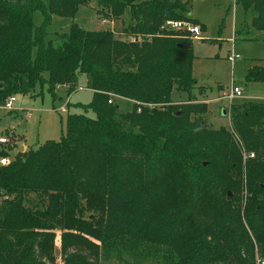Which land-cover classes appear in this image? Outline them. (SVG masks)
<instances>
[{
  "label": "trees",
  "instance_id": "16d2710c",
  "mask_svg": "<svg viewBox=\"0 0 264 264\" xmlns=\"http://www.w3.org/2000/svg\"><path fill=\"white\" fill-rule=\"evenodd\" d=\"M90 2L112 19L128 10L126 39L71 23L54 45L51 17L72 18ZM190 2L0 0V103L37 82L51 92L65 85L69 94L79 75L91 91L74 104L83 113L66 115L58 140L0 164V264H55L58 252L61 264H99L109 252L118 264L264 262V100L235 99L225 109L241 147L224 128L202 125L203 106L172 101L196 85L193 55L190 40L161 26L190 20L201 29ZM233 3L252 9L251 27L264 31V0ZM244 80L264 82V61ZM116 98L130 101V111L118 112Z\"/></svg>",
  "mask_w": 264,
  "mask_h": 264
},
{
  "label": "rangeland",
  "instance_id": "374dc122",
  "mask_svg": "<svg viewBox=\"0 0 264 264\" xmlns=\"http://www.w3.org/2000/svg\"><path fill=\"white\" fill-rule=\"evenodd\" d=\"M253 14L252 9L242 11L234 5L233 0H191L188 15L195 18L201 25L197 38H194L186 29L188 25L193 24L190 20H170L181 24H168L166 21L164 24L166 26H161L164 31L190 40L193 55L191 72L196 85L187 92H175L172 95L173 104L179 107L182 106L180 103L188 102L203 106L205 111L197 115L202 125L208 129L224 128L236 139L238 147H241L242 142L231 130L228 115L229 102L217 98L222 91H228L235 86L241 91L239 100L235 101L264 100V82L244 80L249 67L262 64L264 61V31H257L251 27ZM32 21L34 25L41 22L39 11L32 13ZM128 21V10H125L121 19H112L98 12L95 4L90 2L80 5L72 18L52 16L48 27V38L54 45L59 44V36L68 30L71 23H74L91 31L111 29L116 36L126 39L121 35V31ZM147 38L150 39L149 36ZM229 56L235 57L233 61L228 59ZM44 76H46L45 73ZM13 95L15 101L12 109H6L4 103H0V137L7 138L6 143L0 144V150H7L8 147L13 146L7 150L9 161L13 160L15 152H20L16 151L20 143H23L26 149H34L45 140H58L65 130L66 115L83 113L84 111L80 107H74V104L88 102L91 98V91L86 87L85 75H79L74 90L69 94L65 85H56L51 92L45 83L41 85L37 82L29 93H14ZM22 100H27V103L21 105ZM116 100L119 105L118 112L130 111V101L126 102L124 99L118 100L117 98ZM61 107L64 110H61ZM225 109L228 112L227 115L222 113ZM86 115L93 117L91 111H87ZM181 143L186 145L187 151L196 152V145L190 143V139H183ZM241 151L244 161L247 153L243 152L242 148ZM250 154H248L249 157ZM177 182H180V179ZM244 182L243 175L242 205L246 198ZM176 190L180 192L177 188ZM56 234L58 235L59 232L57 231ZM55 244L58 247V236ZM55 256V264H61L59 252ZM122 256L128 260L134 258L126 253ZM259 260H261L260 256H256L255 264H258ZM139 262L149 264L148 261L142 259ZM118 263L119 258L114 252H109L105 259L101 256L99 260V264Z\"/></svg>",
  "mask_w": 264,
  "mask_h": 264
},
{
  "label": "built area",
  "instance_id": "2783aa9c",
  "mask_svg": "<svg viewBox=\"0 0 264 264\" xmlns=\"http://www.w3.org/2000/svg\"><path fill=\"white\" fill-rule=\"evenodd\" d=\"M170 23H173L174 25L178 24L180 25L181 23L179 22H171V21H168V24ZM187 31L189 33H191L193 35L194 38H197L198 35H199V26L197 24H192V25H188L186 27ZM143 39V37L140 35L138 36H132L130 38V40L132 42H138V41H141ZM235 57L234 56H229L228 59L230 61H233ZM80 88V87H79ZM241 96V91L238 87H235V86H232L231 89H229L228 91H222L221 94L218 96L217 99H225L227 100L229 103H231L233 100L235 99H239ZM121 99V98H119ZM15 101V97L14 95H10L4 102V107L6 109H12V105H13V102ZM108 102H111V100H108ZM147 108H152L154 106V104H144ZM61 110H64L63 107L60 108ZM140 111V108H137V112ZM7 142V139L5 137H0V143H6ZM250 156H252V154H250ZM9 162V158L8 157H0V164L1 165H5ZM258 264H264V262L262 260H259L258 261Z\"/></svg>",
  "mask_w": 264,
  "mask_h": 264
},
{
  "label": "water",
  "instance_id": "95a60500",
  "mask_svg": "<svg viewBox=\"0 0 264 264\" xmlns=\"http://www.w3.org/2000/svg\"><path fill=\"white\" fill-rule=\"evenodd\" d=\"M179 45H180V44H179ZM20 104H21V105L26 104V100H22ZM222 113L225 114V113H226L225 110H223ZM21 150H22V146H19L18 149H17V151H21Z\"/></svg>",
  "mask_w": 264,
  "mask_h": 264
},
{
  "label": "crops",
  "instance_id": "0c3cea01",
  "mask_svg": "<svg viewBox=\"0 0 264 264\" xmlns=\"http://www.w3.org/2000/svg\"><path fill=\"white\" fill-rule=\"evenodd\" d=\"M191 17V16H190ZM118 100H123V99H119V98H117ZM118 102V101H117ZM26 103H27V100H26ZM2 137V136H1ZM15 142V141H14ZM0 144H3V143H0ZM21 145L20 146H22V150L21 151H24V149L26 150V148H25V145L23 144V143H20ZM18 149V148H17ZM17 149H16V151H17Z\"/></svg>",
  "mask_w": 264,
  "mask_h": 264
}]
</instances>
